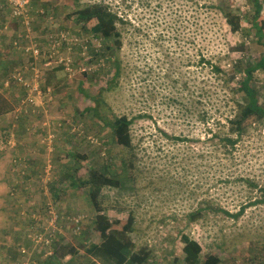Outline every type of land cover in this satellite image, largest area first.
Instances as JSON below:
<instances>
[{"label":"rangeland","instance_id":"rangeland-1","mask_svg":"<svg viewBox=\"0 0 264 264\" xmlns=\"http://www.w3.org/2000/svg\"><path fill=\"white\" fill-rule=\"evenodd\" d=\"M260 1V20H264V0ZM101 2L111 4L127 19L119 26L122 73L117 88L102 93V111L133 120L134 154L117 145L112 131L102 128L92 113L84 112L94 102L79 89L97 95L111 78L109 70H102L108 68L103 57L87 49L79 53L92 33L81 32L74 18L78 5ZM216 2L28 0L25 16L16 18L9 0H0V57L4 60L0 96L8 103L0 115V264H51L49 253L54 248L44 235L49 236L47 226L54 224L56 213L61 232L56 240L78 247L74 259L66 256L57 264H86L78 243L98 241L93 225L96 211L84 187H70L68 175L82 180L91 168L110 164L109 158L127 160L130 155L134 158L130 178L120 188L104 186L99 198L111 220L133 214L130 237L135 250L150 249V264H183L181 235L200 243L202 258L215 254L220 264H264V203H248L258 193L244 182L248 177L264 185V120L247 129L234 148L224 147L213 134L229 132L227 118L234 114V105L225 100L231 92L222 89L206 62H198L201 51L230 73L233 59L248 55L257 60L264 47L251 44L253 39L243 31L232 32L218 11L208 7ZM228 3L244 15L252 14L248 0ZM24 18L29 20L28 40L17 46L14 56L12 47L5 54L13 37L27 32L19 24ZM242 22L248 30V21ZM75 33L82 34L75 37ZM75 43V49L71 48ZM34 44L43 56L31 64L29 57L34 55L29 48ZM52 54L56 58H45ZM59 57L69 69L54 62ZM6 60L10 63L3 67ZM24 65L23 79L38 82L39 94L27 87L23 91L22 83L11 79L16 68ZM9 71L10 82L5 84ZM255 76L264 105V71L257 70ZM242 77L243 73L238 74L237 81ZM48 134L53 136L50 141L45 139ZM110 168L119 172L118 161ZM246 203L237 219L208 208L214 204L236 212ZM199 207L201 215L189 220L188 214ZM78 217L80 224L75 221Z\"/></svg>","mask_w":264,"mask_h":264},{"label":"trees","instance_id":"trees-1","mask_svg":"<svg viewBox=\"0 0 264 264\" xmlns=\"http://www.w3.org/2000/svg\"><path fill=\"white\" fill-rule=\"evenodd\" d=\"M248 1L253 7L251 15H244L236 8H232L228 0H217L216 3H209L208 7L218 11L232 32L243 31V35H247V38L250 37V39H253L251 40V44H262L264 47V43H262V38H264V20H260L262 11L261 1ZM74 15L76 23L79 24L82 30L80 31L86 34L92 33L91 38L95 40V42H93L92 39L82 42L83 48L79 53L83 55L84 51L87 49L97 56L100 55L108 64V68L102 67V70H107V72L109 70V72L112 73L111 78L107 80L106 88L101 89L97 95L91 96L81 87L79 88L85 97L94 102V106L86 107L84 112L92 113L99 121L102 128H109L112 131L113 141L117 145L134 154L132 152L133 144L130 131L133 120L128 118L125 114L119 116L111 114V116H107L102 111L104 101L102 93L104 91L116 89L118 79L122 73V62L118 55L122 47L119 26L126 24L127 19H125L124 16H120V14L112 8L111 4H106L104 2L78 5L77 9L74 11ZM242 21H248L250 25L247 27L248 30L242 28ZM21 22L22 20L19 23L20 25ZM252 29H254L255 32H252ZM75 34V37H79V34L81 35L82 33ZM66 35L69 36V33H66ZM28 38L29 36H27L26 30L21 32L19 37L15 35L11 43L7 47L5 46V54H7V48L12 47L11 55L14 56L18 48L17 46H19L21 42L27 41ZM75 46L76 43L72 45L71 48L75 49ZM22 54L25 55V52L23 51ZM198 55L199 64L206 62L210 66L212 73L217 75V78L222 83V89L225 90L226 88L227 90L228 88L231 92V94L228 93L229 97L225 100V103L230 102L234 105V114L230 116V118H227L229 132L225 136H219L221 131L217 130L214 132L213 136L218 137L219 141L223 142L224 147L228 146L234 148L247 129L264 120V105L260 102L259 83L255 76L257 70L264 71V51L262 56L257 60L253 58L250 60L248 55L245 59L237 56L236 59L232 60L234 63L232 72L230 73L224 70L220 61L211 62L209 59L207 60L201 51ZM42 56L43 53L40 52L38 57H29L30 63L34 64V60H38ZM49 56L55 57L52 54L47 55L45 58ZM3 62V58L0 57V63ZM9 63L10 61L6 60L3 67H6ZM25 67L26 65L18 68H22L25 73L27 72V69H24ZM10 71L5 75L8 79L5 81L7 84L10 82ZM241 73H243V77L237 81L238 74ZM83 75L87 76L89 74L88 72H84ZM24 88L26 89L25 85L23 91L25 90ZM6 105H8V103L0 96V115H3L4 112L7 111L5 109ZM45 128L46 127H42V129ZM70 155L71 157L77 158V155L72 152ZM116 160L118 161L119 172L110 168L111 163L116 162ZM109 162L110 164L98 165V168H91L88 176L82 180L77 179L71 174L68 175L70 187H72V189H77L80 186L84 187L86 189L87 198L96 211L93 225L96 232H98L99 239L96 242L87 244L83 241L78 243L84 251L85 259H83V261H85L86 264H150V249L143 246L135 250V244L130 237L135 224L133 214H129L125 220H111L105 213L104 207L101 206L102 202L99 198L104 186L120 188L123 186L124 181L130 178L129 171L134 167L133 155H130L127 160L121 156L115 157L114 159L109 158ZM244 182L251 190L254 189L258 193L255 200H253V202L249 201L248 203H251L250 205L260 202L264 203V185H258L248 177L245 178ZM14 185L17 186V181L14 182ZM54 196L57 197L55 193ZM248 203L239 205L236 212H230V210L223 208L221 205H208V208L213 212H221L226 216L237 219L245 212ZM202 209L203 208L199 207L195 211L190 212L188 214L189 220L192 221L197 219L201 215ZM56 214V225L59 226V214ZM59 233L61 232L53 231L51 235L50 246L52 245L54 248L53 252L49 253L51 264H57L59 259L66 256H69V260L71 261L78 255V247L76 245L64 242L62 238L56 240ZM82 233L83 230H81V234ZM181 241L183 242L182 251L184 253L183 264H220V258L215 254H208L202 258V246L195 239L190 238L188 235H181Z\"/></svg>","mask_w":264,"mask_h":264},{"label":"built area","instance_id":"built-area-1","mask_svg":"<svg viewBox=\"0 0 264 264\" xmlns=\"http://www.w3.org/2000/svg\"><path fill=\"white\" fill-rule=\"evenodd\" d=\"M27 3H28V0H9V4H10V6H12V11H11L12 15L15 16L16 18L24 17L25 13L27 11V9H26L27 8ZM22 24L26 27L27 36H29L30 27H29L28 18H24L23 21H22ZM29 49L30 50L32 49L31 52L33 53V55L35 57L39 56L40 50H39V48H37L36 44H34V46L30 47ZM49 57H51V56H49ZM47 62L50 64L52 62V60H47ZM54 62H56L57 64L65 65L66 68L69 69L68 68V63L62 57H59ZM30 68L35 71V74H37V70H36V68L34 66H30ZM24 69L26 70L27 66ZM23 75H24V70L22 68H16V70L11 74V78L15 79L16 81H18L20 83H22L23 86L25 85L27 87L28 91L35 92L36 94H39L40 93V86L38 85V82L33 81V83L29 84L28 82H26V80L23 79ZM5 84H7V82ZM52 137H53L52 135L48 134L47 138H45V139L46 140L48 139V141H50V138H52ZM46 148L50 149L51 148L50 144H46ZM55 217L57 219V215L56 214H55ZM51 219H52V216H51ZM56 219L54 221V224H50V226H47V229L50 230V233L48 234L49 235L48 237L46 235H44L46 237V242L47 243H49L48 239L51 240V235H52L53 231H55V232H59L60 231L59 226L57 225L58 228L55 226ZM79 220H80L79 217L76 218L75 219L76 223H78ZM80 223H81V221L79 222V224ZM79 224L76 226L77 230H79V228H80ZM33 235H35V233L29 234L31 239H32Z\"/></svg>","mask_w":264,"mask_h":264},{"label":"crops","instance_id":"crops-1","mask_svg":"<svg viewBox=\"0 0 264 264\" xmlns=\"http://www.w3.org/2000/svg\"><path fill=\"white\" fill-rule=\"evenodd\" d=\"M37 126H38V123L35 124L34 128H36ZM30 136H31V138H32V137H33V134H31ZM27 138H28V137H27ZM31 141L34 142V141H36V140L33 138V139H31ZM44 147H46V145H45ZM46 149H47V148H46ZM51 150H52V149L50 148V151H51ZM55 150H57V149L55 148V149H54V152H55Z\"/></svg>","mask_w":264,"mask_h":264}]
</instances>
